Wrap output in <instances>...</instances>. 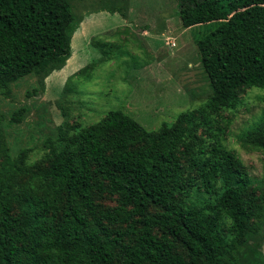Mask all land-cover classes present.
<instances>
[{"label": "trees", "instance_id": "16d2710c", "mask_svg": "<svg viewBox=\"0 0 264 264\" xmlns=\"http://www.w3.org/2000/svg\"><path fill=\"white\" fill-rule=\"evenodd\" d=\"M78 28L69 0H0V98L63 69ZM239 33L245 50L210 77L201 110L157 130L110 110L61 124L30 162V149L11 155L5 134L27 108L0 112V264H244L264 193L225 143L224 113L253 88L264 102V13ZM240 138L264 152V115ZM251 256L264 264L258 248Z\"/></svg>", "mask_w": 264, "mask_h": 264}, {"label": "rangeland", "instance_id": "374dc122", "mask_svg": "<svg viewBox=\"0 0 264 264\" xmlns=\"http://www.w3.org/2000/svg\"><path fill=\"white\" fill-rule=\"evenodd\" d=\"M69 3L79 28L66 65L46 78L26 77L12 86L9 98H0L2 113L28 110L24 121L5 134L11 155L30 149V162L42 157L44 143L63 123L88 126L120 110L145 129L157 130L182 112L200 111L210 93V77L245 50L239 27L264 13L262 0L221 7L187 0ZM262 96L260 89L247 90L241 104L224 113L229 121L225 143L260 193L264 152L240 137L263 119ZM249 244L264 258V227ZM251 249L244 264L251 261Z\"/></svg>", "mask_w": 264, "mask_h": 264}]
</instances>
